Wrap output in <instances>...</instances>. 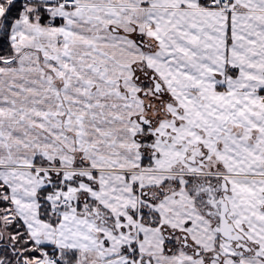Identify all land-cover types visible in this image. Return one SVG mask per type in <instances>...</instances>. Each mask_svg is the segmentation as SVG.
<instances>
[{"label":"snow or ice","instance_id":"snow-or-ice-1","mask_svg":"<svg viewBox=\"0 0 264 264\" xmlns=\"http://www.w3.org/2000/svg\"><path fill=\"white\" fill-rule=\"evenodd\" d=\"M0 264H264V0H0Z\"/></svg>","mask_w":264,"mask_h":264}]
</instances>
